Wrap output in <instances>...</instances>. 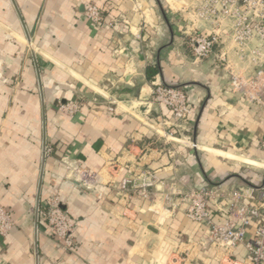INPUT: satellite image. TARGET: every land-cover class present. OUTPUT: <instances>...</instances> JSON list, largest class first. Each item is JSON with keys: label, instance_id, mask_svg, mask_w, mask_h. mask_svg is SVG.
Returning <instances> with one entry per match:
<instances>
[{"label": "crops", "instance_id": "obj_1", "mask_svg": "<svg viewBox=\"0 0 264 264\" xmlns=\"http://www.w3.org/2000/svg\"><path fill=\"white\" fill-rule=\"evenodd\" d=\"M198 1L0 0V205L16 224L0 236V264H249L245 245L228 253L207 244L185 204L166 210L119 191L141 170L164 182L158 193L264 184V106L232 94L213 57L192 55ZM89 4L101 25L87 20ZM154 82L188 95L197 149L164 139L157 126L172 118L153 103ZM73 102L82 104L74 116L58 110ZM63 160L98 175L95 190L70 178ZM54 193L76 225L72 251L38 214Z\"/></svg>", "mask_w": 264, "mask_h": 264}, {"label": "built area", "instance_id": "obj_2", "mask_svg": "<svg viewBox=\"0 0 264 264\" xmlns=\"http://www.w3.org/2000/svg\"><path fill=\"white\" fill-rule=\"evenodd\" d=\"M192 27L198 32L188 35V45L196 60L213 57L230 75L229 90L239 95L247 104L264 106V0H199L189 10ZM87 20L95 25L103 23V13L95 4L86 7ZM239 64H237V63ZM153 103L164 107L171 114V121H161L165 127V140L186 144L197 149L191 138L189 122L192 106L186 92L178 86L160 82L152 83ZM108 111L115 113L117 101L106 98ZM79 102L60 104L58 110L74 116L81 109ZM157 128V129H158ZM155 127L152 130L159 135ZM264 149V142L262 143ZM51 149L45 148V154ZM66 171L81 187L95 190L99 183L96 174L74 167L63 160ZM164 188L161 178L151 171L123 178L119 191L123 197L138 196L154 205L161 200L166 210H174L185 204V215L193 223L203 226L207 244L224 247L228 253L245 245L249 264H264V184L257 191L238 189L229 194L220 190L182 188L158 193ZM246 199H254L257 205H247ZM52 234L61 240L64 249H75L76 225L68 212L59 204L57 193L39 210ZM12 213L0 205V236L6 238L15 228ZM254 233L249 238V231Z\"/></svg>", "mask_w": 264, "mask_h": 264}, {"label": "trees", "instance_id": "obj_3", "mask_svg": "<svg viewBox=\"0 0 264 264\" xmlns=\"http://www.w3.org/2000/svg\"><path fill=\"white\" fill-rule=\"evenodd\" d=\"M151 74L153 75V74H154V72H151Z\"/></svg>", "mask_w": 264, "mask_h": 264}]
</instances>
